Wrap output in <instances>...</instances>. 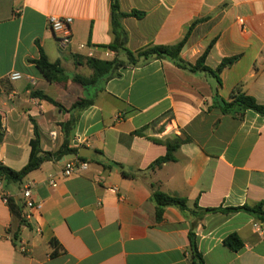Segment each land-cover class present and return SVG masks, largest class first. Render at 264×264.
Listing matches in <instances>:
<instances>
[{"label":"crops","instance_id":"1","mask_svg":"<svg viewBox=\"0 0 264 264\" xmlns=\"http://www.w3.org/2000/svg\"><path fill=\"white\" fill-rule=\"evenodd\" d=\"M119 4L123 13L144 14L121 20L123 46L133 53L175 46L198 21L181 58L194 64L214 43L209 67L237 60L221 73L222 86L167 60L127 67L88 91L72 80L52 85L30 62L42 52L70 77L92 75L76 65L75 56L126 60L123 47L110 49L116 41L111 0H0V166L20 171L28 164L35 125L43 152L67 147L97 153L87 171L68 179L62 178L65 156L43 163L22 183L5 181L10 199L8 204L0 199V264H193L191 232L206 264H264V225L254 214L201 211L264 204V117L221 109L235 91L264 104V0ZM49 16L73 19L67 48L49 29ZM13 72L23 79L12 82ZM32 91L66 109L82 99L94 103L83 112H63L32 98ZM177 138L184 143L174 160L152 169L167 155L164 143ZM113 164L136 178L123 177ZM28 185L41 208L26 221L21 191ZM157 190L186 199L197 215L168 207L157 220ZM232 234L243 242L238 252L224 244Z\"/></svg>","mask_w":264,"mask_h":264},{"label":"trees","instance_id":"2","mask_svg":"<svg viewBox=\"0 0 264 264\" xmlns=\"http://www.w3.org/2000/svg\"><path fill=\"white\" fill-rule=\"evenodd\" d=\"M111 9H112V27L113 32L116 37L115 44L110 46V49L118 51L119 47H123V50L126 53V60L115 59L113 61H103L94 58H83L80 56H75V63L78 66H86L92 71V75L90 77H85L82 75H73L70 77L67 75L63 67L60 63H51L47 56L42 52L41 57L38 60L30 61L35 67L39 70V72L43 75V77L52 85L65 86L69 80L84 90H91L96 88L97 86H103L104 83L118 78L121 76L120 71L127 67H138L145 66L148 63L154 60H167L173 63L179 69L185 70L192 74H204L209 78L214 79L217 82L218 86H222L220 75L229 65H232L237 58L226 59L221 62V64L215 69L209 67L207 65V58L214 46V43H211L208 49L203 53V55L196 61V63L192 64L184 61L181 58V53L188 42L189 36L196 26L197 22H195L188 30V33L184 40L175 46H152L141 50L139 52L133 53L130 50L126 49L123 45L126 43V33L121 25V20L127 17H135L142 18L144 16L143 13L132 12L129 14L121 12L119 0H111ZM32 98L39 99L42 101H46L59 110L63 112H83L87 108L93 105V100L91 99H82L76 102L70 109H66L60 103L45 95L40 91H32ZM222 111L225 114H236L243 116L247 111H253L264 117V104H259L254 98L241 93L240 91H235L230 101H224L222 105ZM75 120L72 119L68 122L64 128L66 132H69ZM137 134H141L137 133ZM3 137V133L1 130V118H0V141ZM184 143V140L179 138L173 141H167L164 144L167 147V155L159 160H157L153 165L152 169H156L161 167L164 163L174 160V153L179 148V146ZM31 152L29 157L28 164L20 171H15L6 167L0 166V176L4 178L5 181H11L14 183H22L23 180L32 172L38 170L41 165L47 161L52 159L61 160L65 156L70 154H76L79 150L77 149H69L67 147L63 148V150L57 153H47L43 152L41 149L40 136L38 133V128L35 125V139L30 143ZM81 161H89L88 159L79 158ZM112 166V165H111ZM110 166V167H111ZM113 166L118 167L121 170V174L125 178L135 179L136 175L132 173L125 172L123 168L117 164H113ZM153 199L157 205V220H161L163 217V213L165 209L168 207H177L181 211H190L193 214L197 215L196 210H189L187 205V200L169 196L161 191H155L153 194ZM247 211L254 214L261 224L264 225V204L260 203L255 205L254 207H242V208H233L222 210L218 209H206L201 210L202 214L209 213H231L238 211ZM190 239V254L192 257L193 264H206L202 254L199 252L196 236L193 232L189 235ZM56 244V243H54ZM224 244L234 252H238L243 248V242L239 238L237 234L230 235L225 241Z\"/></svg>","mask_w":264,"mask_h":264},{"label":"built area","instance_id":"3","mask_svg":"<svg viewBox=\"0 0 264 264\" xmlns=\"http://www.w3.org/2000/svg\"><path fill=\"white\" fill-rule=\"evenodd\" d=\"M72 25L73 19L70 17L61 18L58 16H49L48 18V27L55 34V36H57L58 43L63 49L67 48L72 43ZM9 79L12 82H18L23 79V76L18 72H13L10 74ZM88 168L89 163L87 161L67 160L65 161L62 178L68 179L78 172L87 171ZM4 184L5 180L0 176V199L2 200V202L8 204L10 195L5 191ZM50 184L54 188L58 186V183L54 180H51ZM21 195L24 200V207L26 208V210H28L24 218L26 221H29L32 218L33 211L36 209H40L41 205L35 202L31 186H25L21 191ZM256 227L260 229L258 225ZM2 240L3 238L0 236V241ZM20 250L23 253L28 252L26 245H22L20 247Z\"/></svg>","mask_w":264,"mask_h":264},{"label":"water","instance_id":"4","mask_svg":"<svg viewBox=\"0 0 264 264\" xmlns=\"http://www.w3.org/2000/svg\"><path fill=\"white\" fill-rule=\"evenodd\" d=\"M76 158L97 159V153L87 148H81L78 153L67 155L65 160H74Z\"/></svg>","mask_w":264,"mask_h":264}]
</instances>
